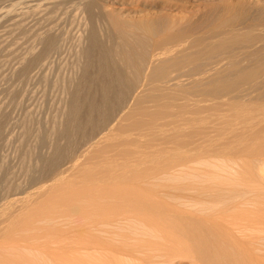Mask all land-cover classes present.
Segmentation results:
<instances>
[{
    "label": "bare ground",
    "instance_id": "1",
    "mask_svg": "<svg viewBox=\"0 0 264 264\" xmlns=\"http://www.w3.org/2000/svg\"><path fill=\"white\" fill-rule=\"evenodd\" d=\"M124 1L80 0L36 187L0 211V264H264V0ZM42 32L19 76L56 53Z\"/></svg>",
    "mask_w": 264,
    "mask_h": 264
},
{
    "label": "rangeland",
    "instance_id": "2",
    "mask_svg": "<svg viewBox=\"0 0 264 264\" xmlns=\"http://www.w3.org/2000/svg\"><path fill=\"white\" fill-rule=\"evenodd\" d=\"M31 1L32 0H0V117L4 119L6 118V121L0 118L2 121H4L3 129L0 134V138H3L2 140L0 139V165L3 164L5 166L4 168L1 165L0 171L3 170L6 172L0 173V211L3 208V205H5L9 200H12L16 197H21V194L25 196L31 191V189H33L32 187H36V185H25V183L27 184V182L30 181L26 180L27 177L29 178V176L26 175V168L34 161V157L39 154V152H44L45 148L47 147V145L44 143L49 142L47 133L50 127H48V125L50 126L52 123L51 121L53 120L52 118L55 119V115L60 113V111L57 110L61 109L58 106H61L60 103L62 102L60 95L62 93L61 86L63 85V82H61V80H63V75L67 74L68 77V75L72 74L71 70L73 71L74 69L72 66L73 63L70 65L71 63L69 60L71 59L72 62L75 59V55L73 56L74 53L72 51L76 49V41L77 37L79 36H77V33L79 34L81 31L80 29L79 31L77 30L79 26L82 25L80 0H38L39 2L37 0H33V2ZM47 3L52 4L49 6ZM198 3L199 4L188 6H177L176 8L173 7L172 10L167 14L177 26L179 24L178 22H180V24L185 22V20H187V16H190L191 14L195 15L197 13L201 14L202 11L205 10H202L204 6L201 4V2ZM46 5L48 6L47 8L45 7ZM123 6L130 7L131 11L134 9L133 5L128 3V0L122 2V7ZM156 9L160 8H147L146 10L139 12L133 11L132 14L134 17L132 16V18L134 20H141L152 17L158 13ZM38 10H44L45 12L43 13V11H41L38 15ZM33 11L36 12L33 13ZM199 14H197L196 17ZM47 27H51V29H48ZM42 30L53 35H55L57 32L56 40L59 39L57 44L59 45L58 42H60L59 46L61 48L58 46L56 49L57 51L55 50L56 53H54V51L51 52L54 53V56H50V54L47 57L48 59L44 60L46 62L51 61V63L48 62L49 64L47 65L46 63L45 66L43 61L41 62L43 64H40V66H43L42 69L35 70L37 67H40L36 66L29 71L30 73L28 72L23 74V77L21 75L19 76L16 74V72H19L20 64L18 65L16 63H20L22 58L19 57L21 59L18 61L19 58L17 59L16 57L21 56L19 54L25 51L27 52L28 48L34 44L33 42L36 39V34L41 33ZM34 31H36V33ZM73 43H75V46H73ZM71 47L75 49L73 50ZM58 48L60 49L59 52ZM70 52L73 54H70ZM22 55L24 56V53ZM49 57H51V59H49ZM67 64L72 67H68ZM16 65L18 66L16 67ZM33 70L36 72H41V70H44V73L41 72V75H39L36 72H31ZM69 70L71 73H69ZM13 71H15V74L10 73ZM8 72L10 73L9 75H12L13 80L11 76H7ZM16 75L22 78H18ZM29 76L31 79L29 78L30 80H25ZM42 76H44L46 79ZM16 77L17 79H14ZM8 78H10V80ZM60 100L61 102H59ZM57 112L58 114H56ZM26 115L28 118H30V120H28V118H24L27 117ZM27 126L29 128H27ZM23 129L24 131L29 129L31 135L27 134V136L29 135L30 137L26 138V136L23 134L25 137L24 139L23 135L21 134ZM40 129L41 131L45 129V132L43 131L42 133H45L46 135H41ZM34 135H36L38 139ZM44 137H46L45 140ZM22 138L26 141H22L25 145L20 141L23 140ZM42 140L45 142L43 143ZM27 147L28 152L30 148V153L32 151V154L26 155V157L22 156L23 151L25 148L27 150ZM26 152L24 154H26ZM30 155L31 157H27ZM24 157L27 159L24 160ZM20 158L23 159L20 160ZM94 159L98 160L99 158ZM91 161L93 162V160ZM91 161H89L88 166H93L96 163V161L93 163ZM5 175H7L8 178ZM7 179L8 181L10 180V184L13 183L14 185L7 183ZM71 179H73V177H71ZM19 182H23V186L20 185ZM19 185L24 188H21ZM10 186L11 190L13 186H16V190L13 188L15 190L14 192H11L10 190L12 195H10V192L7 190L8 188L10 189ZM28 188L31 189L28 190ZM23 189H26L27 192ZM7 195H10L12 198L10 197L9 199H6V197L8 198ZM181 264H187V261L183 260Z\"/></svg>",
    "mask_w": 264,
    "mask_h": 264
}]
</instances>
